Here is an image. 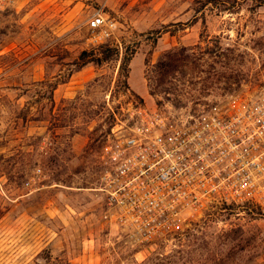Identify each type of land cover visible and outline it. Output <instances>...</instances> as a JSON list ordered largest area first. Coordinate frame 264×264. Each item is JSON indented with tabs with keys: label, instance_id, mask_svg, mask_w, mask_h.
I'll use <instances>...</instances> for the list:
<instances>
[{
	"label": "rangeland",
	"instance_id": "obj_1",
	"mask_svg": "<svg viewBox=\"0 0 264 264\" xmlns=\"http://www.w3.org/2000/svg\"><path fill=\"white\" fill-rule=\"evenodd\" d=\"M207 3L25 0L0 15V264H264L262 209H116L99 190L131 100L179 115L264 94V0ZM102 45L111 61L76 68Z\"/></svg>",
	"mask_w": 264,
	"mask_h": 264
},
{
	"label": "built area",
	"instance_id": "obj_2",
	"mask_svg": "<svg viewBox=\"0 0 264 264\" xmlns=\"http://www.w3.org/2000/svg\"><path fill=\"white\" fill-rule=\"evenodd\" d=\"M25 0H0V15ZM95 44L112 35L101 12L89 20ZM104 148L102 186L109 206L125 210H264V94L230 95L191 114L122 107Z\"/></svg>",
	"mask_w": 264,
	"mask_h": 264
},
{
	"label": "trees",
	"instance_id": "obj_3",
	"mask_svg": "<svg viewBox=\"0 0 264 264\" xmlns=\"http://www.w3.org/2000/svg\"><path fill=\"white\" fill-rule=\"evenodd\" d=\"M219 2L220 0H208L207 4L217 5L219 4ZM113 52L114 50L111 49L109 45H102L98 48L97 51L93 52L85 51L81 54L78 62H76V68L78 70H81L89 64H94L97 66L103 65L104 63H107L113 59ZM126 63L125 65H127ZM172 68L173 66L171 65V69ZM169 72L170 70L168 71V73Z\"/></svg>",
	"mask_w": 264,
	"mask_h": 264
}]
</instances>
